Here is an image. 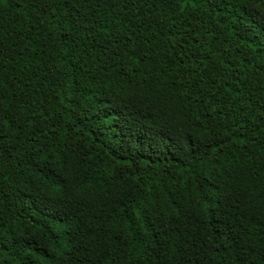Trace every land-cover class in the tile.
<instances>
[{
	"label": "trees",
	"instance_id": "obj_1",
	"mask_svg": "<svg viewBox=\"0 0 264 264\" xmlns=\"http://www.w3.org/2000/svg\"><path fill=\"white\" fill-rule=\"evenodd\" d=\"M0 264H264V0H0Z\"/></svg>",
	"mask_w": 264,
	"mask_h": 264
}]
</instances>
